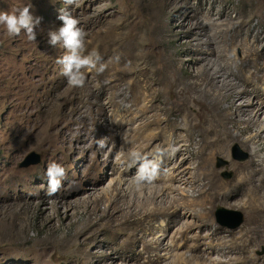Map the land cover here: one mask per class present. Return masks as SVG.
Masks as SVG:
<instances>
[{"label":"rangeland","instance_id":"rangeland-1","mask_svg":"<svg viewBox=\"0 0 264 264\" xmlns=\"http://www.w3.org/2000/svg\"><path fill=\"white\" fill-rule=\"evenodd\" d=\"M254 1L79 0V7L70 11L88 33L87 50H97L107 67L100 74L86 72L85 85L72 88L56 63L64 50L48 44L47 33L61 25L57 19L63 7L60 0H0V11L31 4L32 14L42 18L43 29L37 42H29L23 32L10 37L0 26V264H171L177 253L199 264L216 260L226 264L229 258L235 264L236 253L218 256L211 233L216 227L238 232L245 223L243 212L216 205L209 215L211 227L200 228L197 217L182 210L180 176L177 182H168L174 165L162 161L154 184L137 190L132 177L138 166L131 163L128 153L136 152L144 144L142 136L156 128L150 125L153 112L146 120L140 118L146 104L141 94L148 87L164 88L159 101L173 104L176 97L172 92L177 89L189 86L187 93L196 97L225 80L242 91L240 80L249 76L264 94L258 77L264 74V65L259 72L248 65L245 51L249 41L243 38L249 29L238 25L248 21L264 38V9L250 10ZM195 25L196 33L189 34ZM190 69L194 70L192 77ZM242 103L240 109L247 112L256 108L253 96L237 100L236 106ZM220 106L232 107L227 99ZM178 109L167 119L180 121ZM262 110L258 120L264 125V107ZM186 112L192 119L204 110L191 103ZM193 133L192 128L182 130L169 148L182 149L187 158V153L196 151L198 138ZM101 140L103 147L98 143ZM234 147L237 159L232 156ZM30 152L40 155V163L20 168ZM250 157L249 149L234 142L226 154L214 156L212 168L219 180L227 182L233 179L235 168ZM52 162L62 165L67 175L60 190L48 196L45 172ZM188 164L196 167L195 160H188L176 173ZM170 186L179 190H169ZM149 196L154 197L152 205L145 201ZM155 207L171 214L152 220L143 216ZM220 209L230 212L219 215L224 225L216 221ZM232 213L241 216L237 228L230 227L238 220ZM182 226L189 229L173 248ZM150 227L153 234L148 233ZM130 232L139 243L122 260L120 244L128 240ZM141 237L145 241L159 238V249L147 255ZM252 255L264 262V247Z\"/></svg>","mask_w":264,"mask_h":264},{"label":"bare ground","instance_id":"bare-ground-1","mask_svg":"<svg viewBox=\"0 0 264 264\" xmlns=\"http://www.w3.org/2000/svg\"><path fill=\"white\" fill-rule=\"evenodd\" d=\"M255 1L250 3V10L258 11L259 9H264V1ZM256 16L257 14L255 17ZM238 25L242 28L247 27V30L249 29L243 38L244 40L249 41V48L246 46L245 57L250 60L248 65L251 64V66L259 72L261 71L262 65H264L263 34L261 35V33L257 32V26H249L248 21L244 23L239 22ZM196 29V25L192 26L189 34H195ZM245 45L243 43V46ZM189 73L192 77L194 70L190 69ZM252 75L255 77L253 71ZM258 77L259 81H262L264 84V74L259 75ZM212 79H214V77H212ZM250 79L251 78L248 76L246 79L240 80V84L243 87L242 91H237L232 87L233 85L229 86L228 82L225 80H222L219 84L217 83L218 85H215L213 81L214 90H205L206 94H198L196 97H192L187 93L190 90L189 86H187V88L177 89L172 92V95L176 97L174 98V101H172L173 104H168L166 101L164 102V100L159 101V99H163L165 95L164 88L148 87L145 92L143 93L142 91L141 94L146 104L142 106L140 118L146 120L148 114L153 112L152 116H150V125L155 126L156 128L151 129L150 134L147 136H142L144 144L141 145L139 143L141 146L137 148L138 150L136 151L137 153L148 156L149 154H152L155 149H168L173 138H176L174 142H177V139L179 138L178 134L182 130H189L192 128L198 138L195 141L196 151L187 153L188 157L183 158V150L176 149L173 156H166L163 161L171 162L174 165V174L177 169H182L181 166L186 164L188 160H195L196 167H191V164H188V166L186 165L183 170H179V172L176 173L177 175L172 174L169 176L168 182L173 184L177 182V177L180 176L179 181L184 185L180 199L182 201V210L195 215L198 219L196 224L202 229H209L211 227L209 215L216 205L230 209L237 208L240 212H243L245 223L239 231L237 230L238 232H225L217 227L214 230V233L210 232L211 235L214 236L213 243H215L214 246L218 256L226 258L228 255L230 256L233 253H236L238 258L233 261L235 264H264V262L258 261L252 255L255 250L264 247V125H262L263 122L261 123L258 120L259 115L263 112L264 94L260 87H257V85L251 82ZM193 85L194 84L191 83V87H193ZM238 87L240 86L238 85ZM178 95L185 99L180 101ZM246 96H253L255 99V104L253 106L256 108L251 112L240 109L243 103L236 106L237 100L244 99ZM222 99L230 101L232 107L222 109L220 106ZM191 103H198L201 105L204 113L202 114L199 112L197 116L190 119L186 109H188ZM175 107H179L176 115L180 117V121L167 119V116H169ZM198 115H201V120H198ZM143 126L146 127L147 125L143 123ZM233 130L237 131V134H234L232 132ZM246 135L247 137H245ZM186 139H190V135L186 136ZM234 142L249 149L251 157L246 164L235 168L232 180L223 182L219 180L218 173L212 168L213 158L217 154H226L228 147ZM151 147L153 150L148 151ZM189 171L191 172L190 177L187 175L188 178H185V173H188ZM168 189L174 191L179 190L176 187L172 189L171 186ZM153 198H150L149 196L145 201L147 203L148 201H151L150 203L152 205ZM170 214L171 213L168 212V209L161 210L155 207L151 214H148L147 212V214L143 216L152 220V218H157L155 216ZM176 214L179 215L180 213L177 212ZM146 222L147 220L145 223ZM152 229L153 228L151 227L148 229L149 234H153ZM188 229L189 227L182 226V229L178 231L179 235H177L179 236V239L177 240L175 237L177 241H173L171 247H178V241L184 240V235ZM127 239L126 242L120 244V252L122 254L119 256L123 257L122 260H124L126 253L129 252V250H133L132 248L135 247L136 243H139V239L135 238L133 232H130ZM160 241L159 238L145 241V239L143 240L141 237L142 251L147 255L149 254V251H157L160 246ZM153 245H156V247L153 248ZM189 259L184 258L183 254L180 255L177 253L171 264H199L196 263V260L194 263ZM201 264H203V262ZM213 264H222V262L216 260ZM226 264H230V258Z\"/></svg>","mask_w":264,"mask_h":264},{"label":"clouds","instance_id":"clouds-1","mask_svg":"<svg viewBox=\"0 0 264 264\" xmlns=\"http://www.w3.org/2000/svg\"><path fill=\"white\" fill-rule=\"evenodd\" d=\"M63 7L57 16L60 27L50 30L48 44L53 48L64 50L63 55L56 59L60 65V75L63 76L69 87L82 88L86 83V72L95 70L103 73L107 65L95 49L87 50L88 33L80 26V21L72 15L70 9L79 7V0H60ZM32 5L15 9L11 12L0 11V26H3L10 37L19 36L22 32L29 42H37V36L43 29L40 28L42 18L32 14ZM39 29V32H38ZM103 147V140L98 141ZM175 148L160 149L149 158L146 155L129 151L131 163L138 166L132 177V185L137 189L151 186L158 179L163 159L175 154ZM45 175L47 177L48 196H54L62 187L66 178V169L55 162L49 163Z\"/></svg>","mask_w":264,"mask_h":264},{"label":"water","instance_id":"water-1","mask_svg":"<svg viewBox=\"0 0 264 264\" xmlns=\"http://www.w3.org/2000/svg\"><path fill=\"white\" fill-rule=\"evenodd\" d=\"M235 151H238L237 147H234V149H232V156L234 159H237V157L235 156ZM40 155L39 154H36L35 152H30L24 159V161L19 165L20 168H29L30 166H36L40 163ZM218 162L222 163L223 164V161L221 159H218ZM229 213V211H225L223 209H220L216 212L215 214V217H216V221L221 224V225H224L225 223L222 221L221 219V213ZM235 214V217L238 218V220L236 219V222H234V224L231 226V227H237L240 225L241 223V216L239 213H233ZM220 215V216H219Z\"/></svg>","mask_w":264,"mask_h":264}]
</instances>
